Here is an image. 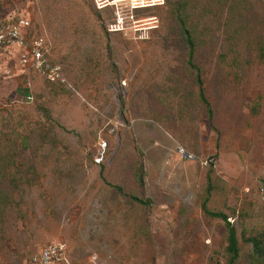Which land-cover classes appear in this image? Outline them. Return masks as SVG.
Instances as JSON below:
<instances>
[{
  "label": "rangeland",
  "instance_id": "obj_1",
  "mask_svg": "<svg viewBox=\"0 0 264 264\" xmlns=\"http://www.w3.org/2000/svg\"><path fill=\"white\" fill-rule=\"evenodd\" d=\"M0 16H21L63 77L0 51V264L57 240L54 264H227L207 189L235 264H264V0H0Z\"/></svg>",
  "mask_w": 264,
  "mask_h": 264
},
{
  "label": "built area",
  "instance_id": "obj_2",
  "mask_svg": "<svg viewBox=\"0 0 264 264\" xmlns=\"http://www.w3.org/2000/svg\"><path fill=\"white\" fill-rule=\"evenodd\" d=\"M25 24L21 16H0V51L10 48L15 52L17 63L22 70L32 71L48 82H62L60 66L47 58L46 46L41 37H28L25 34L22 29ZM177 152L184 159L192 158V154L180 146H177ZM258 193L264 195V184L258 187ZM65 252L66 243L63 240L52 241L41 247L37 254L31 257V262L59 263L65 259Z\"/></svg>",
  "mask_w": 264,
  "mask_h": 264
},
{
  "label": "trees",
  "instance_id": "obj_3",
  "mask_svg": "<svg viewBox=\"0 0 264 264\" xmlns=\"http://www.w3.org/2000/svg\"><path fill=\"white\" fill-rule=\"evenodd\" d=\"M176 20L179 24L180 30L183 34V39H184V43H185V47H186V64L188 65V67H190L191 69H193L195 71V81L197 83V95H198V99L203 103L206 113H207V117L208 119L211 117V111L209 108V103L206 100L203 91H202V87H201V79L199 78L198 75V68L197 66H195V64L192 62V56H193V51L195 48V42L194 39L192 37L191 34V29L188 27V25L186 24L185 18L183 19L182 16L179 13H176ZM53 83H58V82H53ZM206 179L209 180L208 175H206ZM207 188H209V182L207 183ZM208 189L206 190V195L201 199L200 201V208L202 210V212L211 217V218H220L225 226V230H226V249L229 253V258L227 261V264H235V260L237 258L238 255V248H237V241H236V237H235V229L233 227V225L228 222L226 216L224 213L220 212V211H214V210H209L206 207V202L208 199ZM130 198L140 204H147L148 200H142L139 199L138 197L134 196V195H130ZM247 240L251 243L252 248H253V252H257L258 254L261 253L262 251V240L260 238L257 237H248Z\"/></svg>",
  "mask_w": 264,
  "mask_h": 264
}]
</instances>
